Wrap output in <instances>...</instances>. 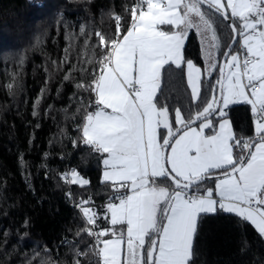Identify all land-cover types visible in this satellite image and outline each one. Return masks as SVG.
<instances>
[{
  "label": "snow or ice",
  "instance_id": "6c2138e0",
  "mask_svg": "<svg viewBox=\"0 0 264 264\" xmlns=\"http://www.w3.org/2000/svg\"><path fill=\"white\" fill-rule=\"evenodd\" d=\"M129 16L126 28L115 15L114 34L95 33L100 54L93 51L85 63L98 67L90 83L77 84L94 93L97 106L85 114L80 140L100 155L102 182L114 193L125 191L103 213L91 197L76 204L86 225L80 231L94 238L97 264H192L198 219L218 209L264 237V0H137ZM217 19L228 21L232 34L222 64ZM191 29L204 42V71L209 78L218 71L209 99L201 68L184 58ZM185 64L197 110L185 118L175 109L173 123L157 94L165 65L183 71ZM241 102L255 117V137L247 140L235 136L225 112ZM212 177L214 189L200 193ZM62 179L82 189L90 183L76 170Z\"/></svg>",
  "mask_w": 264,
  "mask_h": 264
},
{
  "label": "trees",
  "instance_id": "16d2710c",
  "mask_svg": "<svg viewBox=\"0 0 264 264\" xmlns=\"http://www.w3.org/2000/svg\"><path fill=\"white\" fill-rule=\"evenodd\" d=\"M133 2L0 0V264H76L77 259L80 264H97L92 237L80 231L86 225L76 203L91 197L103 213L108 199L123 193H114L102 182L100 155L80 140L84 116L97 106L94 93L77 84L90 83L98 67L85 63L93 51L100 54L95 33L114 34L115 15L126 28ZM214 27L220 63L232 34L222 19ZM183 54L201 68L202 92L209 99L218 71L211 78L204 71L202 44L194 32ZM183 69L166 65L157 94L158 106L169 109L173 123L175 109L180 108L185 118L197 110L190 99L186 64ZM226 118L237 138L255 137L250 105L229 107ZM240 152L235 149V154ZM71 170L89 185L82 189L64 182L62 174ZM213 184L204 182L200 193ZM99 224L108 225L103 220ZM80 250L87 254L77 257ZM192 264H264V237L235 214L202 213Z\"/></svg>",
  "mask_w": 264,
  "mask_h": 264
},
{
  "label": "crops",
  "instance_id": "0c3cea01",
  "mask_svg": "<svg viewBox=\"0 0 264 264\" xmlns=\"http://www.w3.org/2000/svg\"><path fill=\"white\" fill-rule=\"evenodd\" d=\"M163 27H167V26H163ZM190 33H192V30H189V35H190ZM195 33V32H194ZM189 35L186 37V39H185V44H184V47L186 46V43H187V40H188V37H189ZM184 50V49H183ZM217 60H218V54H217ZM166 66V65H165ZM198 67V66H197ZM206 67H207V65H206ZM186 71H187V69H186ZM213 74V73H212ZM202 77H203V74H202ZM238 104H246V103H243V102H241V103H235V104H230L229 106H228V108L229 107H231V106H233V105H238ZM227 108V109H228ZM227 109H225V112L227 113ZM229 120V119H228ZM229 122H230V120H229ZM230 124H231V122H230ZM231 127H232V124H231ZM232 131H233V128H232ZM102 173H101V180L103 179V171H104V166H103V164H102ZM214 187H215V185H214ZM213 187V188H214ZM123 190V189H122ZM125 194V191H124V193H123V195ZM217 199H218V197H217ZM217 211H220L219 209L217 210ZM217 211H215V212H217ZM215 212H212V213H215ZM228 213V212H227ZM231 214H234V213H231ZM111 225L110 224H108L107 225V227H110Z\"/></svg>",
  "mask_w": 264,
  "mask_h": 264
},
{
  "label": "rangeland",
  "instance_id": "374dc122",
  "mask_svg": "<svg viewBox=\"0 0 264 264\" xmlns=\"http://www.w3.org/2000/svg\"><path fill=\"white\" fill-rule=\"evenodd\" d=\"M192 30V32H195V34L198 36V38L200 39V42H201V44H202V51H203V47H204V42L202 41V38H201V35L200 34H198L197 32H196V30L195 29H191ZM203 54H204V51H203ZM212 182H214V181H212ZM213 185H215V183L213 184ZM214 186H212V188H213ZM214 189V188H213ZM121 192L122 193H124V190H121ZM227 213V212H226ZM111 227V226H110ZM117 228H120L121 226H116ZM107 237H105V239H106ZM146 247H147V244H146Z\"/></svg>",
  "mask_w": 264,
  "mask_h": 264
},
{
  "label": "built area",
  "instance_id": "2783aa9c",
  "mask_svg": "<svg viewBox=\"0 0 264 264\" xmlns=\"http://www.w3.org/2000/svg\"><path fill=\"white\" fill-rule=\"evenodd\" d=\"M29 2L31 1V0H28ZM137 2V0H134V2H133V4L134 3H136ZM73 170H71V171H69V172H67L68 174H70L71 172H72ZM108 201H109V199H108ZM100 203L99 202H96V201H94V207L95 208H97V205H99ZM78 210V209H77ZM81 214V213H80ZM81 216H82V214H81ZM92 239H93V241H94V238L92 237Z\"/></svg>",
  "mask_w": 264,
  "mask_h": 264
},
{
  "label": "water",
  "instance_id": "95a60500",
  "mask_svg": "<svg viewBox=\"0 0 264 264\" xmlns=\"http://www.w3.org/2000/svg\"><path fill=\"white\" fill-rule=\"evenodd\" d=\"M225 22H226L227 24L229 23L228 21H225ZM230 43H231V42H230ZM235 46H236V45H233V48H235ZM223 61H224V57L222 56L220 64H222ZM217 95H218V94H217ZM214 180H215V177H212V178L206 180L205 182H210V181H214Z\"/></svg>",
  "mask_w": 264,
  "mask_h": 264
},
{
  "label": "bare ground",
  "instance_id": "6f19581e",
  "mask_svg": "<svg viewBox=\"0 0 264 264\" xmlns=\"http://www.w3.org/2000/svg\"><path fill=\"white\" fill-rule=\"evenodd\" d=\"M77 204V203H76ZM77 208V207H76Z\"/></svg>",
  "mask_w": 264,
  "mask_h": 264
}]
</instances>
